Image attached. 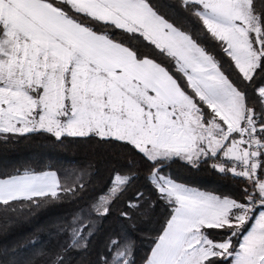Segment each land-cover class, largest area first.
<instances>
[{"label": "snow or ice", "instance_id": "1", "mask_svg": "<svg viewBox=\"0 0 264 264\" xmlns=\"http://www.w3.org/2000/svg\"><path fill=\"white\" fill-rule=\"evenodd\" d=\"M169 7L192 27L153 0H0V134L96 138L130 157L105 192L57 222L68 239L44 264L87 253L140 164L168 209L143 264H264V0ZM176 160L243 187H190L166 171ZM90 175L69 184L55 171L17 169L0 178V211L84 200ZM156 201L138 191L120 216ZM95 264H136L134 241L110 236Z\"/></svg>", "mask_w": 264, "mask_h": 264}, {"label": "trees", "instance_id": "2", "mask_svg": "<svg viewBox=\"0 0 264 264\" xmlns=\"http://www.w3.org/2000/svg\"><path fill=\"white\" fill-rule=\"evenodd\" d=\"M170 18L178 23L192 27L187 17L180 16L169 7L177 0H153ZM208 43L211 50L210 41ZM130 163L128 154L118 145L102 143L96 138H63L57 141L49 134H33L24 137L7 138L0 135V178L23 171L31 166L37 171L54 170L61 181L71 184L76 174L87 170L91 175L85 199L73 201L66 199L59 203L29 207L17 213L0 211V264H8L14 259L16 264H44L49 255L62 248L68 237L58 231V221L70 219L73 212L89 199H94L109 186L115 170H121ZM138 178L127 193L115 203L107 219L98 221L94 235L90 239L87 253H68L66 259L71 264H95L110 236L128 234L135 244L136 264H143L150 253L155 237L167 215L168 209L162 201H156L151 186L145 179V167L140 164L134 169ZM166 171L179 182L203 191L239 195L243 182L231 176H221L208 164L192 168L179 160L170 163ZM142 191L155 202L152 208L142 213H131L132 219H124L121 211L126 208L128 199ZM7 249V255L4 250ZM43 252L45 255H38Z\"/></svg>", "mask_w": 264, "mask_h": 264}, {"label": "rangeland", "instance_id": "3", "mask_svg": "<svg viewBox=\"0 0 264 264\" xmlns=\"http://www.w3.org/2000/svg\"><path fill=\"white\" fill-rule=\"evenodd\" d=\"M2 137H5L4 135L0 134ZM50 171H54V170H50ZM56 172V171H55ZM6 178V177H5ZM189 186V185H188ZM193 187V186H190ZM201 190V189H200ZM203 191V190H202ZM153 246V245H152Z\"/></svg>", "mask_w": 264, "mask_h": 264}]
</instances>
